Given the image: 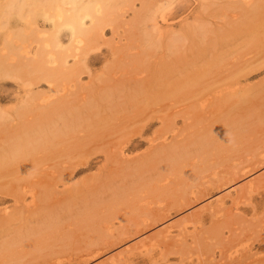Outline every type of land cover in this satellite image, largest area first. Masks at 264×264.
<instances>
[{
  "label": "rangeland",
  "instance_id": "374dc122",
  "mask_svg": "<svg viewBox=\"0 0 264 264\" xmlns=\"http://www.w3.org/2000/svg\"><path fill=\"white\" fill-rule=\"evenodd\" d=\"M211 9L177 23L187 40L153 48L145 66L120 54L106 71L107 53L71 96L55 87L68 100L50 114L58 141L37 165L1 170L0 264H264V10L245 28L240 11ZM33 91L53 101L46 84ZM22 94L0 84V109L13 116Z\"/></svg>",
  "mask_w": 264,
  "mask_h": 264
},
{
  "label": "bare ground",
  "instance_id": "6f19581e",
  "mask_svg": "<svg viewBox=\"0 0 264 264\" xmlns=\"http://www.w3.org/2000/svg\"><path fill=\"white\" fill-rule=\"evenodd\" d=\"M191 6L201 8L202 13L209 12L208 10L213 7H220L221 10L225 7H229L230 11L238 10L241 16H236L239 12H231V14H236L233 15L234 17L231 15V21H237L239 17L241 23L239 20L237 23L246 28V26H250L248 20L252 16L254 17L255 11L258 12L261 8L264 10V0H0V84L17 83L23 89L21 101L14 109L13 116L0 109V174L4 168H8L9 172L13 173L15 170L20 171L19 169L22 167H24L22 170H27L25 167L30 162H35L37 165L36 161H41L39 157L41 158L44 152L47 155L50 147L55 145V142L52 144L51 141H58L59 138L57 128L53 126L55 124L53 121H57L50 114L56 113V118L59 117V113L62 115L63 112H59V109L61 111L59 105L62 103L63 106V103H67L68 100L64 97H67L70 92L66 93L65 90L68 91L67 88L75 83L72 81L77 78L79 71L89 64L101 62L107 53L114 58L110 57L111 62H106L108 65L104 64L106 71L114 72L121 66V62L118 61L120 59L116 58L120 54L133 56L135 68H138L136 64L144 63L145 66L148 63L146 62L147 55L153 48H158L163 43L171 48L174 43L187 38L186 32L176 31L175 25L180 22L186 23L191 18L197 20L199 14L202 13L193 12ZM262 10L259 13H262ZM230 11H227L226 14ZM210 14L208 13V15ZM222 14V16L225 15L223 11ZM258 17L255 19L260 18ZM254 24H257L256 21ZM190 26H186V30ZM197 26L198 24L195 28ZM235 26L231 27L234 30L239 27ZM245 28H243V32H245ZM250 29L256 32L254 27H249L246 31L250 33ZM198 31L196 30L197 33ZM107 33H110L108 37ZM261 33L264 35V32ZM261 57L263 58L261 63L264 65V52ZM69 58L72 63H69ZM127 59L131 60L132 58L128 57ZM136 73H140V71ZM117 81L119 82V79ZM41 83L46 84L53 91L49 95L52 96L50 97L52 99L54 96H59L58 91H54L55 87H62L59 91L63 92L61 95L64 97L60 96L59 98L60 101L61 99L63 101L60 103L59 98H54L52 102L56 100V103L52 105V102L46 103L42 98L43 104H41L38 103L40 99L36 97L38 100L36 102L33 87ZM108 85L105 84L103 89H108ZM118 87L114 86L115 90L119 89ZM128 88L131 86L125 88L129 92ZM66 94L68 95L65 96ZM49 100L51 101V99ZM79 100H81L80 97ZM82 100L80 102L83 103ZM90 101L94 102L90 98L86 102ZM258 116L264 118V102L259 107ZM56 125L59 129H62L59 125L63 127L62 124ZM66 127L68 128V126ZM67 128L64 127V130ZM63 132L62 134H64ZM67 133L66 131L65 134ZM63 137L61 136V138ZM41 153L43 154L39 156ZM31 164L34 166V163ZM31 164L29 165L32 166ZM255 184L254 181L249 183L250 186H255ZM26 186H23V192H28L34 199L36 197L34 184H30V189H25ZM48 232L53 231L50 229ZM214 232L216 236L219 235L216 228ZM53 233L55 236L51 238H56L57 232ZM194 236L197 234L192 235L193 243L196 245L192 244L194 247H198L200 245L199 237ZM185 251L186 249L181 247L178 252L182 256ZM12 255L10 253L8 258H12ZM163 259L167 261L168 256L164 255Z\"/></svg>",
  "mask_w": 264,
  "mask_h": 264
}]
</instances>
